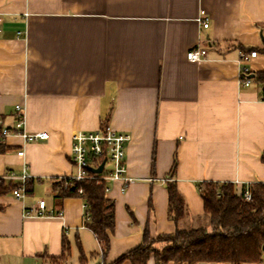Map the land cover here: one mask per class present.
<instances>
[{
    "label": "crops",
    "instance_id": "1",
    "mask_svg": "<svg viewBox=\"0 0 264 264\" xmlns=\"http://www.w3.org/2000/svg\"><path fill=\"white\" fill-rule=\"evenodd\" d=\"M0 18V117L13 128L20 104L25 130L48 133L43 141L2 140V183L22 184L25 168L32 191L24 199L11 189L0 194V264H50L64 234L72 249L80 238L88 262L111 264L139 246L145 230L175 231L168 181L186 202L180 225L187 228L207 226L200 183L232 182L239 194L247 183L264 182V83L253 77L243 86L239 61L242 47H264V0H0ZM199 44L207 58L189 61ZM250 67L264 71V53ZM104 122L130 133L134 178L125 191L109 182L115 229L105 257L84 226L82 197H56L63 177L77 172L75 133ZM38 183L45 193L36 192ZM40 200L46 212L62 215L26 214Z\"/></svg>",
    "mask_w": 264,
    "mask_h": 264
},
{
    "label": "trees",
    "instance_id": "2",
    "mask_svg": "<svg viewBox=\"0 0 264 264\" xmlns=\"http://www.w3.org/2000/svg\"><path fill=\"white\" fill-rule=\"evenodd\" d=\"M256 50L264 53L263 48H244L241 51ZM255 81L264 83V71L252 73ZM108 123L104 122L101 126ZM7 146L0 141V153ZM264 162V152L261 156ZM172 168L171 175L174 174ZM62 179L56 197L80 196L85 204L84 226L89 228L101 245V253L106 256L110 248L111 234L115 229V202L107 197L105 187L107 181L95 178L83 180ZM18 185H5L0 179V194L13 190ZM168 192V213L175 222L173 233H160L151 236L149 231L143 233L142 243L124 253L111 264H147L153 256L155 264L169 262L196 264L203 261L218 263L243 264L246 262H263L264 250V182L256 181L249 185L252 194L246 200L242 193H237L236 185L232 182L207 181L199 184V191L204 203V216L207 226L182 227L180 221L187 215L186 202L175 181L166 183ZM83 190V194L79 190ZM244 189V188H243ZM242 189V190H243ZM26 192L32 191L27 184ZM133 220L134 214L131 212ZM165 243L161 248L158 244ZM78 249L79 264H87L86 255L79 237L75 238ZM72 254V243L63 236L62 253L50 257L52 264H69ZM103 264H106L105 262ZM263 264V263H262Z\"/></svg>",
    "mask_w": 264,
    "mask_h": 264
},
{
    "label": "built area",
    "instance_id": "3",
    "mask_svg": "<svg viewBox=\"0 0 264 264\" xmlns=\"http://www.w3.org/2000/svg\"><path fill=\"white\" fill-rule=\"evenodd\" d=\"M198 21L204 28L209 26V18L204 13L198 17ZM257 54L258 52L256 50L240 51V81L243 86H249L253 82L250 61L256 57ZM207 55V47L199 44L197 47L188 51L187 58L189 61L197 62L206 59ZM10 134L20 135L26 143L48 139V133L46 131L29 132L25 130L24 109L20 104L16 105V121L13 128L5 125L4 119L0 117V141ZM130 140V133L115 130L110 124L101 126L96 130L77 131L73 137L71 146L72 161L77 167V172L74 175L65 176L63 178L67 180V184L71 180H83L88 178L104 180L107 181L105 187L106 192L111 190L109 182L119 181L122 183L121 190L125 191L134 180V178L128 174L126 160V148ZM18 154L22 156L24 151L19 150ZM103 161L104 166L102 172H93L89 169L90 166L93 168L99 167ZM10 176H14V173L7 175V177ZM30 177L31 175L24 168L22 174L24 182L12 190L16 198L24 199L26 195V186L24 183L25 180ZM249 185L250 183H247L245 188L241 191L242 196L246 200L252 198ZM79 193L83 194V190L80 189ZM46 211V201L40 200L38 209H35V211L34 209H27L26 214L36 212L39 215H44L46 213L51 215H62L63 213L62 210H58L56 213L53 210L49 212ZM85 219H88V217L85 216ZM262 257L264 258V250L262 252Z\"/></svg>",
    "mask_w": 264,
    "mask_h": 264
},
{
    "label": "rangeland",
    "instance_id": "4",
    "mask_svg": "<svg viewBox=\"0 0 264 264\" xmlns=\"http://www.w3.org/2000/svg\"><path fill=\"white\" fill-rule=\"evenodd\" d=\"M39 191H41L43 193L46 192L45 186L43 184H39V183L36 184V192H39ZM202 225L206 226V223H203ZM207 226H208V224H207ZM164 245H165V243H160V244H158V247L162 248ZM72 250L73 251H72L71 257L69 259V264H79L78 263V250L75 246L73 247ZM50 264H52V262H50ZM87 264H96V263H95V261L92 260V261L88 262Z\"/></svg>",
    "mask_w": 264,
    "mask_h": 264
},
{
    "label": "water",
    "instance_id": "5",
    "mask_svg": "<svg viewBox=\"0 0 264 264\" xmlns=\"http://www.w3.org/2000/svg\"><path fill=\"white\" fill-rule=\"evenodd\" d=\"M103 166H104V161L101 163V165L99 166V167H97V168H93V167H89V169L91 170V171H93V172H102V170H103Z\"/></svg>",
    "mask_w": 264,
    "mask_h": 264
}]
</instances>
